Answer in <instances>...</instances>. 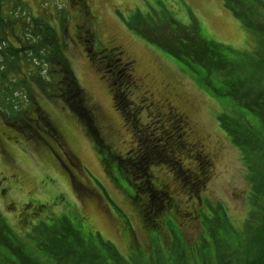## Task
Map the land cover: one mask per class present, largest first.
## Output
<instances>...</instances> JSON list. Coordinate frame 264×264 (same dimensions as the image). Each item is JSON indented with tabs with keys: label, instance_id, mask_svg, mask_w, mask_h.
Segmentation results:
<instances>
[{
	"label": "rangeland",
	"instance_id": "374dc122",
	"mask_svg": "<svg viewBox=\"0 0 264 264\" xmlns=\"http://www.w3.org/2000/svg\"><path fill=\"white\" fill-rule=\"evenodd\" d=\"M231 1L0 0V17L14 23L6 27L13 44L18 45L13 35H19L21 21L27 18L41 17L57 30L70 68L92 102L97 117L94 139L99 142L97 148L63 102L43 92L41 78L47 72L42 71L40 77L34 72L30 74L27 84L30 93L17 90L13 96L6 95L14 107L18 105L12 117L8 112L10 117L6 121L0 115V229L12 234V242L13 234L34 242L39 221L51 226L53 219H70L76 208L88 220L87 225L112 242L122 256L132 258L137 251L133 249L136 243L142 251L149 249V237L136 210L106 172L98 151L105 153L103 148L109 146L123 154L135 144V138L114 106L107 79L90 61V54L85 53L86 43L83 45V39L75 34L77 26L82 27L80 31L91 29L93 49L116 46L122 50L123 59L132 61L137 84L131 89L133 100L136 103L143 100L162 114H168L167 109L172 107L182 118L185 142L201 148L210 160L208 181L193 200L181 190L166 166L152 167L155 183L166 185L180 211L174 217L187 248L193 250L203 241L196 239L200 229L197 216L202 219L203 238H207L205 219L212 217L217 202L227 210V219L235 230L245 229L251 202L255 200L250 196L240 153L220 128L219 101L197 88L178 68L174 57H166L149 41L171 44V25L167 24L174 20L189 30L198 27L203 39L219 46L220 54L231 59L241 57L243 69L250 67L251 62L264 54V36L250 28L248 21L237 17ZM258 1V10L264 16V0ZM83 7L88 8L89 14ZM244 10L251 14L249 8L242 9L245 13ZM179 35L183 36L184 31ZM253 66L264 71V62ZM27 70L30 68L21 67L18 74L9 77L22 78ZM3 96L4 93L0 95V111L6 114L7 109L1 103ZM149 108L145 107L140 117L150 112ZM37 114L43 117H36ZM51 131L57 134L61 148L50 136ZM183 165L192 163L183 159ZM29 203L30 207L24 208ZM40 204L45 208L38 210ZM116 207L130 218L136 243L131 242V235L121 233ZM199 210L205 217L201 218Z\"/></svg>",
	"mask_w": 264,
	"mask_h": 264
},
{
	"label": "trees",
	"instance_id": "16d2710c",
	"mask_svg": "<svg viewBox=\"0 0 264 264\" xmlns=\"http://www.w3.org/2000/svg\"><path fill=\"white\" fill-rule=\"evenodd\" d=\"M231 3L237 17L248 21L250 28L264 36V16L258 10L259 1L232 0ZM244 7L249 8L251 14L245 10L244 13ZM85 9L89 14L88 8ZM257 19H261L262 25ZM11 23L0 17V95L4 93L1 103L7 109L6 114L0 111L2 119L6 121L18 111V105L14 107L6 95L13 96L17 90L30 93L27 87L30 74L34 72L40 77L42 71L47 72V76L41 78L43 92L63 102L98 148L99 142L94 139L97 117L92 102L70 68L57 30L41 17L27 18L21 21L19 35H13L18 41L15 45L6 28ZM167 25H171V44L149 41L166 57H174L178 68L197 88L219 101L220 128L240 153L250 196L255 200L251 202L245 229L235 230L227 219V210L217 202L212 217L205 219L207 238H203L202 219L197 216L200 229L196 239L203 241L193 250L187 248L188 243L182 239L174 217L180 211L166 185L155 183L152 167L166 166L181 190L193 200L199 197L208 181L210 160L201 148L185 142L180 116L156 112L143 100L138 103L133 100L131 89L137 84L132 61L123 59L122 50L116 46L99 47L96 51L101 57L90 61L95 62L96 69L107 79L114 106L132 131L135 144L123 154L109 146L103 148L105 153L98 151L106 172L123 194H127L136 210L148 234L149 249H138L130 218L122 209H114L115 217L121 233L131 235V242L136 243L134 247L131 243L133 249H137L132 258L122 256L112 242L104 240L98 231L87 225L86 217L75 208L70 219H53L51 226L39 221L34 242L27 241L26 237L18 238L16 234L12 242V234L1 228L0 264H264V71L253 66L262 65L264 54L243 69V58L233 56L231 59L220 54L219 46L203 39L198 27L189 30L174 20ZM81 28L77 26L75 34L87 33L93 40L91 29L80 31ZM183 31L184 35H179ZM21 67L30 70L22 78L9 77L18 74ZM145 107H150L151 111L145 113L142 117L146 119L142 120L140 113ZM36 117L43 116L37 114ZM50 136L60 147L57 134L51 131ZM183 159L189 160L192 166L183 165ZM37 208L45 207L40 204ZM199 212L202 218V210Z\"/></svg>",
	"mask_w": 264,
	"mask_h": 264
},
{
	"label": "flooded vegetation",
	"instance_id": "af4514ba",
	"mask_svg": "<svg viewBox=\"0 0 264 264\" xmlns=\"http://www.w3.org/2000/svg\"><path fill=\"white\" fill-rule=\"evenodd\" d=\"M86 30V29H85ZM86 35V36H85ZM77 38H78V36H76ZM79 37H81L82 39H83V45L86 43V45L84 46V51H85V53L87 54V55H89L90 54V56L88 57V58H92V59H96L97 58V56L99 55L98 53H97V49H93V47H92V45H91V43H92V36L90 35V34H80L79 35ZM90 44V47H87V45H89ZM90 58V59H91ZM168 107H170V106H167V108ZM171 108V109H170ZM170 108H168L167 110L171 113V114H174V115H176V116H180L177 112H175V110L172 108V107H170Z\"/></svg>",
	"mask_w": 264,
	"mask_h": 264
}]
</instances>
